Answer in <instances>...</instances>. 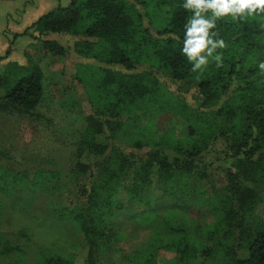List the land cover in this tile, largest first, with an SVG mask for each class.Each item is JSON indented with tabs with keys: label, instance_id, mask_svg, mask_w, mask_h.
<instances>
[{
	"label": "trees",
	"instance_id": "16d2710c",
	"mask_svg": "<svg viewBox=\"0 0 264 264\" xmlns=\"http://www.w3.org/2000/svg\"><path fill=\"white\" fill-rule=\"evenodd\" d=\"M183 3L71 0L14 35L31 37L52 55L85 59L74 78L91 106L67 166L54 156L39 164L19 162L0 147V192L11 207L30 216L49 213L88 245L82 261L42 251L35 264H101L124 236L119 218L125 208L152 205L157 189L162 198L181 200L201 182L212 189L215 222L191 234L169 225L178 233L172 241L176 264H206L201 257L218 254L215 264H264V11L217 19L210 32L224 47L193 71L182 53L192 15ZM53 34L70 35L73 46L48 38ZM10 55L8 48L0 63ZM45 88L38 61L9 62L0 70V113L50 122L41 107ZM81 101L72 98L73 111ZM168 112L182 120L185 135L174 126L159 128L158 119ZM121 191L127 201L119 204ZM16 233L29 235L27 227ZM0 242L3 253L17 249L4 238ZM126 258L156 264L142 254Z\"/></svg>",
	"mask_w": 264,
	"mask_h": 264
},
{
	"label": "rangeland",
	"instance_id": "374dc122",
	"mask_svg": "<svg viewBox=\"0 0 264 264\" xmlns=\"http://www.w3.org/2000/svg\"><path fill=\"white\" fill-rule=\"evenodd\" d=\"M70 1L0 0V55L5 54L8 48L11 53L9 59L0 63V70L6 69L11 61L25 65L29 60L38 61L45 73L46 87V98L41 107L51 119L46 122L27 115L0 113V147L19 162L39 164L54 156L63 167L69 165L72 140L83 128V114L91 112L88 95L83 85L74 78L77 64L85 59L75 53L68 57L55 56L29 36H14L25 31L41 15L60 5H68ZM48 38L73 46V39L67 34H53ZM172 87L176 89V85L172 84ZM72 98L74 101L82 100L81 106L77 105L80 102L75 103L76 111L71 106ZM64 101L68 106L62 103ZM158 123L160 129L174 126L179 135H185L182 120L169 112L161 116ZM157 190V199L152 205L125 208L119 218L124 236L117 238L109 256L101 264H142L141 261L126 258L135 253L142 254L144 260L151 257L156 264H176L177 253L172 241L178 233L173 234L169 225L183 227L191 234L205 230L215 222L216 216L208 200L212 196L208 183L201 182L198 190L185 194L177 201L160 197L162 191ZM118 199L119 204L125 203L127 196L121 191ZM11 206L5 193L0 192V241L4 238L17 246L10 253H3L0 242V264H21L23 257L27 264H35L42 251L75 255L79 261L86 258L88 245L85 237L67 229L61 220L46 217L49 213L43 211H40L42 216L35 213L33 216L26 215ZM22 227L28 228V236L16 233ZM1 231L6 232L3 237ZM217 257L201 259L206 264H215L221 255Z\"/></svg>",
	"mask_w": 264,
	"mask_h": 264
},
{
	"label": "clouds",
	"instance_id": "9594fccd",
	"mask_svg": "<svg viewBox=\"0 0 264 264\" xmlns=\"http://www.w3.org/2000/svg\"><path fill=\"white\" fill-rule=\"evenodd\" d=\"M182 6L192 12L184 25L182 53L193 62V71H196L208 63L207 57L212 56L214 49L224 47L222 39L213 38L217 33L210 32L216 27V20L229 15L233 19H243L257 9L264 11V0H184ZM209 11L211 16H206ZM205 52L207 56L202 54ZM214 59L220 60L221 56L216 55ZM260 67L264 69V63Z\"/></svg>",
	"mask_w": 264,
	"mask_h": 264
}]
</instances>
